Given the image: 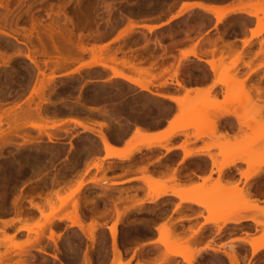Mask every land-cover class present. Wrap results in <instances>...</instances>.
I'll list each match as a JSON object with an SVG mask.
<instances>
[{
    "label": "rangeland",
    "instance_id": "rangeland-1",
    "mask_svg": "<svg viewBox=\"0 0 264 264\" xmlns=\"http://www.w3.org/2000/svg\"><path fill=\"white\" fill-rule=\"evenodd\" d=\"M185 1L188 0H0V31L5 33H0V116L9 114L10 117V115L40 110V114L34 115L32 112V115L28 114L24 121L19 122L22 126L19 133L28 135L34 141L32 145L29 144L32 147L26 145L23 148V139L14 137L7 139L10 144L0 151V219L9 222L5 227L0 223V231H4V233L0 232V264H113L115 257H113L114 254L111 250L110 236L105 231L96 230L95 227V230L89 235L87 229L86 243L80 233L70 231L66 225V223L71 224L70 221L74 218L72 202L77 199V196L74 194L69 198L66 197H68L70 191L77 187L79 182H84L86 179L91 181L104 178L106 174L103 175L96 170L94 164L105 168L109 166L105 164V161L109 159L101 158L100 143L94 135L81 133L78 129L64 126L63 124L67 122L66 120L72 112L77 111L79 113L80 111L79 114L81 116L97 117L103 105L106 108L110 106L111 110H115L121 105L128 106L132 96L138 97L137 91L131 86L133 84L113 82V80L117 79L112 77L113 73L111 72L113 71L108 74L105 71L94 69L95 67H101L99 65L92 68L80 67L83 63H91L101 59L107 65L105 68L109 69L108 66H110L126 75L139 79V81L151 84L150 81H147L150 76L144 73V68L141 65L142 68L139 65H135L134 62L125 61L123 56H131V54L137 52L147 57L146 60L148 58L154 59L156 56L155 52H157V55L159 53L157 50H151L153 47L152 42L155 41L154 38H162L158 39L162 43L168 44L170 49L172 47L175 49L182 45L179 42H184L182 39L185 37L187 30L189 32L191 29L190 33L195 35L194 30L205 28L207 23L205 18L193 15L201 13L185 11L182 14H191L189 20L177 22L167 30L154 34L157 37L150 33H137L134 29H136L138 24L146 23L147 21H164L176 18L180 15L177 13L181 9V4ZM245 6L248 9L247 14L254 15L249 17L255 18L258 32L264 31L261 30L264 27V0H248ZM32 19L35 23H38V27L37 32L32 31L31 35H29ZM198 21H201L200 24ZM223 22L220 24L216 22L217 25L224 27L219 30V35L217 34L216 36L218 37L222 35L220 33L224 32L222 37L225 40L230 39L236 30L248 26V22L244 19L229 20L226 15ZM131 23L136 25L133 29L134 32L129 37L115 40L118 33L124 32ZM187 26L189 28L191 26V28L187 29ZM222 30L224 31L220 32ZM259 33H255L254 35L256 36L253 37H258ZM67 36L70 37L72 43L62 48L60 50L62 56H59L52 49V41L61 46ZM150 39H152L151 45ZM175 39L177 43L174 42L171 46ZM218 40L219 42L221 41L220 39ZM23 41H28L30 46L35 48L32 51L37 52L36 59L43 74L39 75L34 65L24 58V54L28 50L23 45ZM107 42L113 45L107 46ZM145 45L146 48H144ZM139 46L140 49L138 51L132 50ZM261 49L262 51H260ZM42 52H45V55H42ZM231 53H237L238 56H241L238 62L234 61L235 57H231ZM231 53L230 55L228 53V55H222V53L216 52L211 55L212 64L210 69L211 67L213 68L211 69L212 72L219 77L221 85L224 86L222 101H217L209 94H198L194 98L186 97L182 101L183 104L187 103L185 106L183 105L186 108V112L188 109L191 110L189 111L191 113L204 112L202 114L203 117H197L198 114L195 117L191 116V118L179 117L175 126L179 125L186 129L194 128L196 132L199 129V131L201 130L200 132L205 133L199 137L213 136L215 131L213 133L207 131L212 128L208 125L209 121L205 116V112L209 108H218L227 113L230 112V109L241 108L242 113H235L237 117L243 114L242 118H237L239 122L247 127L256 123H262L264 126V119L258 112L259 104L253 100L249 90L244 85H237L233 82L235 81V74L238 73L234 71V63L237 66L242 59L250 56V52L249 50L245 52L242 48L237 50V52ZM263 54L264 38H261L258 43V49L252 57L253 61L259 60ZM61 57L66 61H62ZM144 57L143 59H145ZM172 59L175 60L174 57ZM55 62L60 64L55 66ZM124 62L129 64L126 63L124 65ZM127 65H130L131 68ZM262 66H264V63L259 67ZM135 67L138 68L137 70L142 71L141 74H139L140 71L137 73ZM188 67L193 71H197L198 68L194 64H190ZM37 89L46 90L43 96L47 99L46 101L42 97L37 98L36 94L33 93ZM241 89L248 91V95L243 99H240L237 95V92ZM59 94L62 95L60 96ZM139 99L141 106L153 107L154 105L147 99ZM139 99L137 98V100ZM77 100L82 103L78 104L80 101L78 102ZM200 101L201 103H199ZM81 104L84 106L82 105V107ZM95 109H98V112ZM1 121L0 132L5 131L7 128L5 119ZM23 122L39 124L42 126L41 131L29 127L28 124L24 127ZM196 132L194 135H196ZM251 133L253 136L244 142H229L222 137L223 141H216L209 147L218 150L217 157L222 160L221 162L229 160L248 162L256 158H264V130L259 132L252 131ZM46 134L51 138V142L48 141ZM159 138L148 139L147 143H145L141 137H138L137 145L139 147H144L146 144L153 146L163 145L165 138ZM84 142L85 144L87 142L88 145H84ZM259 143H261V146L258 148L257 144ZM17 144H21V146L18 147ZM215 144H222L225 148H228L225 155H221V149L217 146L215 147ZM82 145L86 150H81L83 152L80 154L79 150ZM79 146L81 147L79 148ZM73 147L76 151H73ZM244 148L248 149L244 150ZM77 151L79 153L75 155ZM246 153H254V155L249 158L246 157ZM87 162L89 163L88 168H86L88 166ZM221 162H216L215 165ZM246 166L249 168L247 164ZM92 168L95 169V174L92 172ZM119 168L114 166L111 172H116ZM62 180L64 181L63 183H61ZM157 181L159 183L153 184L152 189L164 184L165 189L163 188L162 191L170 192V190L179 189L180 191L182 190V193L191 194V198L201 201L207 211L208 209L211 210L212 217L215 216L217 218L223 215L226 217V214L234 209L242 212L257 208L242 190L232 189L233 192H230L228 197L219 198L217 195L220 191L217 190L218 193L216 191L211 192V188L220 183H215L211 186L202 184L193 193H189L179 188V186L173 187L175 185L170 186L165 181ZM83 188L82 191L89 193V197H91L89 199L93 200V205L90 204L91 207L87 205L88 207L83 208V211L87 210L85 213L88 214L91 209H94L96 213L94 210V213H92H102V218L105 220L112 218V215H114L112 225L117 223L115 226L118 232V224L124 218V214H121L122 211L118 210L120 212L119 219L121 220L116 222L117 214L107 201L108 198L105 199L101 196L102 192L98 189L92 187ZM225 190L228 191L230 189ZM240 192H243L244 196ZM30 193L34 196V202L41 207L42 214L31 209L26 202L29 195H31ZM109 194L108 192L107 195ZM47 200H49L50 205L46 204ZM18 207L23 211L21 215L18 214ZM50 210L54 214H50ZM100 215L94 216L99 217ZM17 217L22 218L23 223L28 225L26 226L27 228L29 227L28 232L19 230L18 227L21 226V223H10L11 220ZM52 217L53 219H51ZM146 217L147 210H143L128 217V219H133L137 223L141 218ZM253 217L258 221L256 224L262 228L261 242H263L264 211L257 212ZM218 221H222V219L220 218ZM92 225L96 226L94 222ZM135 229H141V227L136 226ZM161 236L162 234L160 233L159 239ZM141 237L139 235L136 236L139 240L142 239ZM175 243L173 244L174 246L180 250L184 249L182 245ZM163 248L164 251L162 253L157 250H140V254L143 252L142 256L145 257L138 256L137 260H142L143 264H181L178 259L161 258L162 254L166 252L165 246ZM37 249L45 253L38 252ZM230 252H237L240 257L243 255V251L237 248ZM179 256L183 257L182 264H190L187 262L189 259H192L191 264H196L192 253L187 252ZM121 259L128 261L129 264H132L133 261V259L124 260L123 257ZM200 264H225V260L220 256H204L200 260ZM240 264L243 263L240 262ZM248 264L251 263L249 262ZM256 264H264V256L259 257Z\"/></svg>",
    "mask_w": 264,
    "mask_h": 264
},
{
    "label": "crops",
    "instance_id": "crops-1",
    "mask_svg": "<svg viewBox=\"0 0 264 264\" xmlns=\"http://www.w3.org/2000/svg\"><path fill=\"white\" fill-rule=\"evenodd\" d=\"M247 1L248 0H219V1L218 0H188L185 1L184 3L192 4L194 2L196 3L200 2L207 6H211L212 8H215L218 11H223V12L235 8L238 9L245 7V9H243L244 13H240V14L237 13L235 16L232 14H228L226 16L227 19L229 20L242 18L248 22V26L246 28L236 30L233 33V36L230 39L225 40L224 42L230 41L232 45L235 44L233 47L238 50L242 48L245 50V52H248L249 50L250 56H246V58L242 59L240 63L237 65L236 69L238 71V75L235 74V81L233 82H235L237 85L242 84L247 90H249V93L251 94L253 100L259 104L258 112L261 115L262 119H264V66L259 67L264 63L263 62L264 54L260 57L259 60L253 61L252 58L254 53L258 49V43L260 39L264 38V31L260 32L259 33L260 35L258 34L259 35L258 37H253L256 36L254 34L258 32V27L256 25L255 18L246 15L248 13V9L245 6L247 4ZM192 11L201 13V14H193V15L201 16L205 18L207 26H205V28L201 30L195 29L194 33L196 34L189 36L191 37L190 40L191 42L182 43L180 47L175 48V50L173 49L174 50L173 52L174 53L176 52L175 53L176 59L172 60L175 61L174 67L177 66V64L180 65L177 66L178 72L180 73V74L178 73L179 75L178 77H175L173 79L171 78L172 77L171 72L174 69L173 67L171 72H170L171 69H168V67L170 68L171 64H173L171 60H170L171 63H168L169 60L166 59L168 62L165 60L166 61L165 67H167L165 68L166 70L163 69L164 67L162 68L160 67V65L164 66L163 64L165 63L161 64L160 62L162 61H159L160 65L158 66L160 68L158 69V67L156 66L158 64V61L155 63L154 60L159 57L160 53H158L157 58L154 59L151 58L150 60L147 61L141 58L140 53L135 52L136 54L135 53L132 54L134 58L128 55L127 56L124 55L123 58L128 59L129 62L134 61L135 65H137L138 64L137 62L139 61L138 65L141 64V66H145L143 67L144 69H146V67L149 66L148 67L149 69L147 71L154 70V68H157V71L154 70L157 73L153 71H149L150 74H152L154 77L156 75L158 76L164 74L165 72L167 73L161 75L162 77L160 76L157 77V79L156 77L155 79H153L154 78L153 76L152 78H150L151 75L149 74L150 77L147 78V81H150L151 83V87L148 90L149 92L141 90L138 87L131 85L123 80L120 79L113 80V82L118 81L119 83L131 85L138 93L137 98L147 99L149 102L154 104L153 107L141 106L138 102L140 101V99L137 100L136 96H132L128 106H124L125 108L121 106L115 110H111L109 107L106 109L103 108V106H105L103 105L102 106L103 110L100 108L101 112L97 117L86 118L85 116H81L78 112H72L69 114V117L66 120L67 122L64 123L63 125L78 129L79 131H81V133L92 134L96 138L98 137L97 139L99 140V133L97 130H100V128L97 125V123H101V122L103 123L105 120L104 123L107 124L109 127L108 129L103 128L101 131L107 134L109 139L112 141L111 143L114 145L115 150L118 153L119 152L124 153L125 151H128L132 148H140L139 153H134L131 164H129L130 162L129 163L127 161L122 162L120 160L118 161L117 159H109L105 161L106 165L113 164V166L116 165L120 167L118 171L111 172L113 170L112 169L111 171H108L105 175V177L107 176L106 178L108 183L109 182L115 183L109 186L110 188L111 187L114 188L112 189L114 192L113 194H115V192L116 194H118V192L122 191L118 195L121 196L120 197L121 199L122 197L123 199L124 198L126 199V202H124L125 204H123L122 202H121L122 204L119 203L120 204L118 205L119 209L121 208L120 210L123 212V210L130 207L126 211L127 216H125L124 214L125 218H123V221H121L122 223L118 224V230H119L118 233L120 232L119 242L120 243L122 242L120 246L122 247L121 250H122V256H124L123 257L124 260L133 259L132 264H135V261L139 258V257L137 258V256H139L140 250H144V251L157 250L158 252L162 253L164 251V248L158 242L159 239L158 228L160 227L159 225H162L163 223L164 225L169 226L170 229L172 227L171 230L173 231L174 234H176L175 236L178 235L177 237L179 240L182 241L184 239H187V241L189 240L188 242L184 241L179 244L182 245L183 248L187 250V252L188 251L190 252L191 250L194 252L193 253L191 251L193 256L195 257L196 264H200V260L204 256H220L224 258L225 264H231L229 260L225 257L224 252L226 251L227 253L233 251V249L236 248L243 251V255H241L243 256L242 258H244V259L241 258L243 264H248L249 262L251 264H256L259 257L264 256V250L259 252L255 256H252V248L250 245L247 244V241L253 240L255 243H260L262 241L261 238L262 228L257 224H255L251 220V218L255 216L257 212L264 211V164L259 165L258 168L257 165H255L254 167L257 169L256 170L253 166H249L248 168L246 166V163L240 160L235 162L234 166L224 169L219 173L216 170L217 165L213 164V162L215 161L221 162L222 160L219 157H217L218 150L216 148H212V147L210 148L209 146L216 141H223V138L227 139L229 142H234V141L244 142L249 137L253 136L251 133L252 131H256V132L263 131L264 130L263 124L256 123L251 125L250 127L243 125L241 122L238 121V119L234 115L230 114V113H242L241 108L230 109V112L226 114H224L225 112L219 110L218 108H209L205 112V114L207 115L206 118L209 121L208 125H210L215 131L213 136L207 135V136L198 137L194 135L196 129L194 128L186 129L181 127V129H179L178 132H175V134H173L170 137V139L165 138L167 131L170 128L175 127V123L179 118L181 110L179 106H177L173 101L164 97V95L173 98L177 97V98L185 99L186 97L194 98L198 94H209L212 98L216 99L217 101H222L223 99L224 86L221 85L219 77L212 72L209 63L207 62V61L211 62L212 54L211 55L210 53L206 54L207 52L210 51L211 52L214 50L216 51V49H220V50L222 49L223 42L220 41L221 44H219L216 43L219 42V40L215 41L217 45L214 44L213 46L212 40L215 39V36L219 32V30L223 28V26L216 24V18L214 17L213 14L204 12L200 8H196V7H191V9L187 10V12H192ZM190 16L191 14H180L176 18L166 19L164 21H147L146 23L138 24L140 26L141 25L143 26L140 27L137 25L136 29L134 30L137 33L145 32L154 35L156 33L167 30L171 25L173 26V24L177 22L189 20L191 18ZM154 25L158 26V28L154 29L151 32H147L148 30L145 29L144 27V26H154ZM192 36L194 39L192 38ZM185 38L186 39L184 41L187 40V37ZM207 39L209 41L212 39L211 43L207 41L208 43H210L209 46L207 42H204ZM242 41H247L249 42V44L242 45ZM192 43H195L196 45L192 46ZM199 44H201V46L207 45L206 46L207 49L204 48L205 46L201 48ZM106 45L110 46L113 44L107 42ZM153 47L155 48L154 45ZM153 47H152L153 50L162 52L160 48L158 50L157 47L155 49ZM215 47L216 49H214ZM203 48L205 50H210V51H205ZM139 49L140 46L135 47L132 50L138 51ZM183 50L194 51L198 56V59L192 56L185 57V59L180 58L181 52H184ZM135 58L136 60H134ZM139 59L140 60L143 59L145 62L140 61ZM142 62H144L145 64L144 63L142 64ZM153 63L156 65H154ZM243 63H245V65ZM190 64H194L195 66H197L198 67L197 71L191 70L188 67ZM94 69H99L110 74V70H108L107 68L95 67ZM161 69H163V72L165 70V72L163 73ZM158 70L161 71V74L160 72H158ZM183 73H185V75ZM168 76L170 77L168 78ZM165 79H166L165 81L166 84L164 83L163 84L164 86L161 87L160 86L161 82L164 81ZM176 80H178V82L182 85V87L180 86L178 87V85H176ZM161 94H163L162 95L163 97H161ZM135 100H137V104H138L137 107L135 104L136 103ZM126 107L127 108L131 107V108L130 109L128 108L127 111ZM183 108L186 109L185 107ZM124 110L125 112L126 111L127 112L124 113ZM187 111H191V110L188 109ZM102 114L103 115L105 114V116H103ZM99 117H101L102 119ZM69 119L81 121L83 122V124H95L94 125L95 131L92 132L86 131L84 128L76 125L72 121L70 122ZM136 127H140L139 129L141 130L143 129L144 130L143 133L145 135L146 134L149 135L148 136L150 137L149 139H156L159 137L165 138L162 147L152 146L151 149H147V150L144 147H139L137 145L139 139L138 137H135L136 135L134 133ZM95 132H97L98 135H96ZM260 146L261 143L257 144L258 148ZM163 147L169 148V150L167 151ZM183 148L185 151L188 150L187 152L190 153L192 152L191 154L193 155H189L188 157H185ZM253 155L254 153H250V154L246 153V157L249 158H252ZM104 156H105L104 151H102L101 158L104 159ZM209 156L211 157V159ZM212 159L215 160L213 161ZM134 160L135 163H133ZM140 161L141 162L145 161V162L140 163ZM140 165H143L144 167L147 165L145 168L148 169H146L145 171L140 170L142 167L141 166L140 169L138 170ZM147 170H149V172ZM92 172L95 174L94 168H92ZM145 175H149L155 180L165 181L170 186L175 185L173 187L179 186V188L183 189L184 191H188L189 193H193L195 190H197L198 186L202 184L206 186H211L215 183H220L222 185L226 184L223 189L234 188L233 190H242L243 192L246 193V196L250 200V202H252L254 206H256L257 208L255 210L239 212L238 214H240L241 217L243 216V220L239 224L227 223L225 225H222V221H218V220L215 223H213L208 220L209 216L211 218L212 215L208 213L207 208L202 205L195 204L192 201H183L175 196H162L161 198H159L154 202H149V195L154 194L151 192L153 188V184L147 186L141 180L142 177H144ZM89 181L90 180L88 179L84 181L85 185L83 189H88L90 187L93 188L92 184L89 183ZM169 193L170 192H167V194ZM107 201L110 203L108 199ZM121 206H123V208ZM143 210L144 211L147 210V217L145 218V220L144 218H141L136 223L133 219L131 220L128 219V217H131L134 214H138ZM93 215L94 214H91L90 212L83 217L85 219V220L83 219L82 221L84 227L81 230L76 226H72L70 223H66V225L69 227V230L80 233L82 237L85 239L86 243H87L86 230L90 228L93 222L96 224V230H103L110 236L108 228L112 225L114 220V215H112V218H108L106 220L103 218L100 219L95 218ZM235 217H238V215ZM124 219L126 221H124ZM125 222L129 223L130 225L126 224ZM135 225L137 227L140 226L142 230L135 229L136 227ZM126 227L131 231H128ZM218 228H220V231L218 230ZM194 231H196V233ZM127 232H130L131 235H129V233L127 234ZM123 234L125 236L122 239ZM138 235L142 236L141 237L142 239L140 240L137 239L136 236ZM139 244L140 246L138 247ZM168 258L170 260L178 259V261L181 264L183 263L182 260L183 257L181 256H171Z\"/></svg>",
    "mask_w": 264,
    "mask_h": 264
},
{
    "label": "bare ground",
    "instance_id": "bare-ground-1",
    "mask_svg": "<svg viewBox=\"0 0 264 264\" xmlns=\"http://www.w3.org/2000/svg\"><path fill=\"white\" fill-rule=\"evenodd\" d=\"M148 1V0H147ZM219 1V0H218ZM191 7H196V8H200L202 11H204V12H207V13H210V14H213L214 15V17L216 18V22L218 23V24H220V23H224L223 22V20H224V16L225 15H227V14H232V15H236L237 13H244V10L243 9H245V7L243 8H235V9H231V10H227V11H218V10H216L215 8H212L211 6H207V5H205V4H203V3H196V2H194V3H192V4H188V3H182L181 4V9H179V12L177 13L178 15L179 14H182L183 12H185V11H187L188 9H191ZM247 13V12H246ZM248 16H254L253 14H247ZM33 20V19H32ZM195 21V20H194ZM194 21H193V23H194ZM200 22L201 21H198V23L200 24ZM232 23V22H231ZM191 24V23H190ZM38 25V23L36 22H34V20L33 21H31V27H30V34L29 35H31V33H32V31H36L37 30V26ZM228 25H230V24H228ZM138 26H140V25H138ZM143 25H141L140 27H142ZM154 26H156V25H154ZM154 26H150V27H148V26H144L145 27V29H147L148 31L147 32H151V31H153L154 29H156V28H158V26H156V27H154ZM136 27V25H133L132 23H131V25H129L128 26V28L124 31V32H121V33H118V35H117V37H115L116 39L115 40H118V39H123V38H126V37H129V35L131 34V33H133L134 31H133V29ZM185 27V26H184ZM188 27V26H187ZM215 27H217V26H215ZM190 28H191V26H190ZM189 27L187 28V29H190ZM194 28H196V27H194ZM224 28V27H223ZM261 30H264V27L261 29ZM190 31H192L191 29L189 30V32H188V30L186 31L187 33H186V35H185V37H187V40L186 41H184L186 38L184 37H182L183 39H182V41H184V42H179V44H181V43H185V42H191L190 40H191V37H189L190 35H192V34H190ZM224 30H222V31H220V32H223ZM37 32V31H36ZM184 32V31H183ZM0 33L1 34H5L4 32H2V31H0ZM143 33V32H142ZM224 33V32H223ZM223 33H220V34H222V35H220V36H215V39L214 40H212L213 42H212V44H213V46H214V44H216V43H219V44H221L220 42H216L215 43V41H218V39H220L221 40V42H223V47H222V49L220 50V49H216V47L214 48V49H216V51L214 52V51H210V50H205L204 48H206V46L207 45H203V46H205L203 49L205 50V51H210V52H205L206 54H209L210 53V55L211 54H213V52H214V54L216 53V52H220V53H222V55L224 54H229L230 55V53L231 52H237L236 50H238V49H235L233 46L235 45H232V43H230V41L229 42H224L225 41V38H223L222 36L224 35ZM257 33H259V32H257ZM256 33V34H257ZM172 34V33H171ZM190 34V35H189ZM216 34V33H215ZM218 35H219V32L217 33ZM144 35V34H143ZM155 36V35H154ZM145 37H147L146 35H145ZM153 37V36H152ZM155 37H157V36H155ZM216 37H217V39H216ZM158 38H160V37H157L156 39L154 38V40L155 41H153L152 42V45H154L155 46V48L157 47V49L159 50V48L161 49V51L162 52H160L159 51V57L157 56V52H155V55L158 57H156L154 54H152V55H154L155 57L154 58H157V59H155L154 60V62L156 63L157 61H158V64L156 65V64H154V65H156L157 67H158V69L161 67H164L163 69H165V68H167V67H165V65H166V61L167 60H169V62L168 63H171L170 62V60L172 61L173 59V57L175 58V53L173 52L175 49L172 47V49H174L173 51H171L172 49H169V47H168V45H166V44H164V42L162 43L161 42V40L160 39H162V38H160V39H158ZM188 38H190V39H188ZM192 38H193V36H192ZM146 39H148V38H146ZM194 39V38H193ZM172 40H173V38H172ZM211 40L209 41L208 39L207 40H205L204 42H207V41H209L210 43H211ZM143 41H144V38H143ZM151 41H152V39H150V45H151ZM146 42H147V40H146ZM174 42H176V39L173 41V43L171 44V46L174 44ZM193 42V41H192ZM72 42H71V39H70V37H66L64 40H63V42H62V45L60 46L59 44H56V43H54L53 41H52V49H53V51L55 52V53H57L59 56H62L61 55V49L62 48H65V47H67V46H69L70 44H71ZM122 43V42H121ZM149 43V42H148ZM177 43V42H176ZM175 43V44H176ZM200 43V42H199ZM202 43V42H201ZM208 43V42H207ZM210 43H208V46H209V44ZM123 44V43H122ZM127 44V43H126ZM144 44H145V42H144ZM143 44V45H144ZM205 44V43H204ZM218 44V45H219ZM248 45L249 44V42H247V41H242V45ZM23 45L24 46H26V48H27V53L26 54H24V58L27 60V61H29L32 65H34V67L38 70V73H39V75H41V74H43L42 73V71H41V69L39 68V62H38V60L36 59V53L37 52H35V51H32V49H35L33 46H30V43L27 41H23ZM147 45H149V44H147ZM149 45V46H150ZM196 44L195 43H192V46H195ZM200 46H201V44H199ZM217 45V44H216ZM175 46V45H174ZM203 46H201V48L203 47ZM220 46V45H219ZM120 47V46H119ZM120 48H122V47H120ZM144 48H146V45H145V47ZM149 48V47H148ZM154 48V47H153ZM154 48V49H155ZM93 49V48H92ZM150 49V48H149ZM202 49V50H203ZM207 49V48H206ZM83 50V49H82ZM123 50V49H122ZM144 50V49H143ZM151 50H152V48H151ZM218 50V51H217ZM220 50V51H219ZM91 51V50H90ZM117 51V50H116ZM121 51V50H120ZM148 51V50H147ZM147 51H145V52H147ZM184 52H181V57L180 58H182V59H185V57H188V56H192V57H195V58H197L198 59V56L196 55V53L194 52V51H190V50H183ZM260 51H262V49L260 50ZM92 52H93V50H92ZM114 52V51H113ZM119 52V51H118ZM124 52H126V51H124ZM204 52V51H203ZM130 53V52H129ZM137 53V52H136ZM135 53V54H136ZM143 53V52H142ZM174 53V54H173ZM120 54H121V52H120ZM146 54V53H145ZM148 54V53H147ZM227 54V55H228ZM42 55H45V52H42ZM50 55V54H49ZM115 55V54H114ZM152 55H151V57H152ZM239 55H241V54H239ZM130 56V55H129ZM131 56H132V54H131ZM137 56V55H136ZM142 57L141 58H143L144 56L143 55H141ZM147 56V55H146ZM133 57V56H132ZM149 57V56H148ZM231 57H235V59H234V61H239L238 59H240L241 58V56H238V54L237 53H231ZM122 58V57H121ZM134 58V57H133ZM137 58V57H136ZM136 58L134 59V60H136ZM139 58V57H138ZM140 58V59H141ZM145 59L144 60H146V58L147 57H144ZM130 59V58H129ZM139 59V60H140ZM149 59H151V58H148V60ZM167 59V60H166ZM176 59V58H175ZM178 59H179V56H178ZM200 59V58H199ZM61 60L62 61H66L63 57H61ZM124 60V59H123ZM143 59L142 60H140V61H144ZM147 60V61H148ZM166 60V61H165ZM125 61H128V59H125ZM152 61V60H151ZM150 61V62H151ZM159 61H162V62H160L161 64L162 63H165V64H163L164 66H162V65H160V63H159ZM163 61H165V62H163ZM129 62V61H128ZM132 62V61H131ZM134 62V61H133ZM145 62V61H144ZM144 62H142V64L144 63ZM175 61H172V63H174ZM208 63H209V65H211L212 64V62H210V61H207ZM125 63V62H124ZM127 63V62H126ZM126 63L124 64V65H126ZM130 63V62H129ZM129 63H127V64H129ZM138 64H139V61L137 62ZM141 63V62H140ZM152 63V62H151ZM178 63V62H177ZM176 63V64H177ZM245 63H247V62H245ZM245 63H243L244 65H245ZM251 63V62H250ZM60 63L59 62H55V66H57V65H59ZM132 64V63H131ZM137 64V65H138ZM145 64V63H144ZM150 64V63H149ZM96 65H99V66H101V67H103V68H105V67H107V65L100 59V60H95V61H92L91 63H83V64H81V66L80 67H87V68H92L93 66H96ZM141 65V64H140ZM139 65V66H140ZM152 65V64H151ZM150 65V66H151ZM153 65V66H154ZM158 65H160V67L158 66ZM173 64H171V67L169 68L168 67V69H171L170 70V72L172 71V68L174 67V65L172 66ZM179 64H177V66H178ZM235 65V66H234ZM234 71H235V73H237L238 71H237V66H236V64L234 63ZM248 65V64H247ZM246 65V66H247ZM127 66H130V65H127ZM168 66V65H167ZM177 66H175L174 67V69H173V71L171 72L172 74V79L173 78H175V77H178L179 75H178V67ZM180 66V65H179ZM79 67V68H80ZM109 67V69L111 68L110 66H108ZM141 67V66H140ZM142 67H145V66H142ZM141 67V68H142ZM149 67V66H148ZM148 67H146V69L144 70L143 69V71H144V73L145 74H150V72L149 71H153V72H155V73H157L156 71H157V68H154V70H156V71H154V70H149V71H147L149 68ZM182 67V66H181ZM181 67H179V68H181ZM129 68H131V66L129 67ZM128 68V69H129ZM133 69H134V67H132ZM136 68V71H137V73H138V71H140V70H137L138 68L137 67H135ZM108 69V68H107ZM108 69V70H109ZM112 69V70H111ZM110 69V71H113V72H111V73H113V75H112V77L113 78H117V79H121V80H123V81H125V82H127V83H130V84H133L134 86H137V87H139V89H141V90H144V91H148L149 90V88L151 87V84H148V83H146V82H142V81H139V79H137V78H135V77H133V76H129V75H126V74H124V73H122L121 71H119V70H116L115 68H111ZM132 69V70H133ZM151 69V68H150ZM163 69H161V71L163 72ZM211 69H213L212 67H211ZM135 70V69H134ZM133 70V71H134ZM166 70V69H165ZM165 70H164V72H165ZM147 71V72H146ZM161 71H159L158 70V72H160V74H161ZM180 71V70H179ZM181 71H182V69H181ZM141 72L142 71H140V73L139 74H141ZM149 72V73H148ZM152 72V73H153ZM163 72V73H164ZM143 73V74H144ZM165 73H167V72H165ZM164 73V74H165ZM154 74V73H153ZM164 74H161V75H164ZM180 74V73H179ZM184 75H185V73H183ZM151 75V77L153 76L152 74H150ZM161 75H156L155 77H156V79H157V77H162ZM170 75V76H171ZM184 75H182V76H184ZM237 75H238V73H237ZM170 76H168V78L170 77ZM181 76V75H180ZM154 77V76H153ZM155 77L153 78V79H155ZM178 79V78H177ZM112 80V79H111ZM166 79L164 80V81H162L161 82V87L162 86H164L163 84L165 83L166 84ZM118 82V81H117ZM171 82V81H170ZM183 82V81H182ZM168 83V82H167ZM175 83V82H174ZM107 84V83H106ZM110 84V83H109ZM116 84V83H115ZM171 84V83H170ZM176 85H178V87L180 86V87H182V85L178 82V80H176ZM156 86H158V85H156ZM116 87V86H115ZM45 89H37V90H34L33 91V93L34 94H36V96H37V98H41L42 97V99L43 100H47L46 98H44L43 96L45 95ZM255 91V90H254ZM149 92V91H148ZM150 92H151V90H150ZM256 93V92H255ZM156 94H158V93H156ZM155 94V95H156ZM60 95V94H59ZM62 95V94H61ZM60 95V96H61ZM160 95V94H159ZM163 94H161V97H163L162 96ZM237 95H238V97L240 98V99H243V98H245L247 95H248V91L247 90H245V89H241L240 91H238L237 92ZM108 96V95H107ZM144 96V95H143ZM105 97V96H104ZM164 97H166L167 99H169V100H171V101H173L177 106H179V108H180V110H181V113H180V115H179V117H190L191 118V116L193 117H195L197 114V117H203L202 116V114L204 113V112H193V113H191V112H189V111H187L186 112V109H184L183 107L187 104V103H185V104H183L182 103V98H177V97H169V96H167V95H164ZM106 100V99H105ZM76 101V100H75ZM78 101V100H77ZM80 101V100H79ZM78 101V102H79ZM83 101V100H82ZM85 101V100H84ZM103 101V100H102ZM134 101V100H133ZM136 101V107L138 106V104H137V100H135ZM152 101V100H151ZM41 102V101H40ZM139 102V101H138ZM77 103V102H76ZM80 103H82L81 101L78 103V104H80ZM85 103H86V101H85ZM93 103V102H92ZM199 103H201V101L199 102ZM89 104V103H88ZM97 104V103H96ZM83 104H81V106H82ZM117 105V104H116ZM124 105V104H123ZM184 105V106H183ZM84 106V105H83ZM82 106V107H83ZM122 106V105H121ZM120 106V107H121ZM126 106V105H125ZM166 106V105H165ZM103 107H105V106H103ZM110 107V106H109ZM113 107V106H112ZM124 107V106H123ZM164 107V106H163ZM162 107V108H163ZM106 108V107H105ZM119 108V107H118ZM125 108V107H124ZM127 108V107H126ZM129 108V107H128ZM128 108H127V111H128ZM131 108V107H130ZM129 108V109H130ZM99 109V108H98ZM98 109H95V110H97V112H98ZM102 109V108H101ZM111 109V108H110ZM100 110V109H99ZM103 110V109H102ZM70 111V110H69ZM109 111V110H108ZM123 111V110H122ZM126 111V112H127ZM131 111V110H130ZM129 111V112H130ZM142 111V110H141ZM33 112V111H32ZM32 112H25V113H20V114H15V115H10V117H9V114L7 115V116H0L1 118V120H3V119H5V124H6V126H7V128H6V130L5 131H1L0 132V151L2 150V148H4L5 146H7L8 144H10V141L9 140H7V139H11V138H21V139H23V144H22V146H23V148H25L26 147V145H29V144H33L34 143V141L32 140V139H30L29 138V136L28 135H26V134H24V135H22V134H20L19 133V131L22 129V126H21V123H19V122H21L22 120L24 121L25 120V117L26 116H28V114L29 115H32ZM75 112H77V111H75ZM101 112V111H100ZM100 112H98V114H100ZM111 112H113V111H111ZM125 112V110H124V113H126ZM137 112H138V110H137ZM143 112V111H142ZM79 113H80V111H79ZM102 113H104V112H102ZM106 113V112H105ZM144 113V112H143ZM227 112H225L224 114H226ZM229 113V112H228ZM3 114H5V113H3ZM33 114L34 115H38V114H40V110H36V111H34L33 112ZM87 114V113H86ZM118 114V113H117ZM120 114V113H119ZM128 114V113H127ZM126 114V115H127ZM130 114V113H129ZM188 114H190V115H188ZM194 114V115H193ZM199 114H201L200 116H199ZM222 114V113H221ZM230 114H232V115H234V116H236L235 115V113H230ZM103 115V114H102ZM113 115V114H112ZM134 115H136V114H134ZM138 115H139V113H138ZM12 116H14V117H12ZM103 116H105V114L103 115ZM124 116V115H123ZM205 116H207L206 114H205ZM96 117V116H95ZM239 117H243V114H241V115H238V117L236 116V118H238V119H240ZM87 118V117H86ZM99 118H101V117H99ZM105 118V117H104ZM102 119V118H101ZM100 119V120H101ZM119 119V118H118ZM127 119V118H126ZM0 120V123L2 122ZM112 120H114V119H112ZM69 121L71 122H73V123H75L76 125H78V126H80V127H82V128H84L85 130H87V131H95V128H94V125L95 124H83V122H81V121H78V120H72V119H69ZM101 122V121H100ZM104 122H105V120H104ZM98 123L97 125L99 126V128H100V130H97L98 131V133H99V140H100V148H101V150L102 151H104V159H117L118 161L120 160V161H127L129 164H131L132 163V160H133V155H134V153H139L140 152V149L139 148H132V149H130V150H128V151H125L124 153H118L116 150H115V148H114V145L111 143L112 141L109 139V137L107 136V134L106 133H104V132H102L101 130L103 129V128H107L108 129V125L107 124H105V123ZM26 124H28V126L29 127H31V128H34V129H38L39 131H41V128H42V126L41 125H39V124H35V123H27V122H23V126L25 127L26 126ZM109 124V123H108ZM115 126V125H114ZM118 127V126H117ZM126 128V127H125ZM140 127H136L135 129V137H141L142 138V141H144L145 143H147V141H148V139L150 138V137H148L149 135H145L143 132H144V130L142 129H139ZM179 129H181V126H179V125H176L175 127H173V128H170L168 131H167V133H166V139H170V137L173 135V134H175V132H178L179 131ZM210 130H207V131H209V132H211V133H213L214 132V129L213 128H209ZM109 130H111V129H109ZM114 130V129H113ZM201 131V130H200ZM199 131V129H197V132H196V136H200V135H203V134H205L204 132H200ZM109 132V131H108ZM114 132V131H113ZM118 133H119V131H118ZM95 134L96 135H98L97 134V132H95ZM225 134V133H224ZM47 135V139H48V141L49 142H51V138L48 136V134H46ZM224 136H226V135H224ZM223 136V137H224ZM113 137V136H112ZM98 138V137H97ZM152 138V137H151ZM160 139V138H159ZM158 139V140H159ZM84 145H86L87 144V142H86V144H85V142L83 143ZM18 145V147H20L21 146V144H17ZM31 145H29V146H31ZM88 145V144H87ZM90 146V145H89ZM153 145H151V144H146L145 146H144V148H146V150L147 149H151V147H152ZM157 146V145H156ZM162 147V145L161 144H158V147ZM215 147L217 146V147H219L220 149H221V155L222 154H224L225 155V152L228 150V148H225L222 144H220V145H214ZM32 147V146H31ZM81 146H79V148H80ZM91 147V146H90ZM89 147V148H90ZM91 148H93V147H91ZM90 148V149H91ZM99 148V149H100ZM164 149H166L167 151L169 150V148H166V147H163ZM73 149V151H76V149L73 147L72 148ZM83 149H85V147L83 148V145H82V147H81V149L79 150V149H77V150H79V152H81L80 154H82V152L84 151ZM246 149H248V148H244V150H246ZM81 150H83V151H81ZM86 150V149H85ZM183 151H184V156L185 157H188L189 155H193V154H191L190 152H187L188 150H184V148H183ZM78 151H77V154H75V155H78V153H79ZM94 152H95V150H94ZM76 153V152H75ZM73 154H74V152H73ZM84 154V153H83ZM85 155V154H84ZM87 155V154H86ZM141 155V154H140ZM24 156V155H23ZM72 156V155H71ZM28 157V156H27ZM73 157V156H72ZM77 157V156H76ZM135 157V156H134ZM142 157H144V156H142ZM210 157V156H209ZM74 158H75V156H74ZM141 158V157H140ZM146 158V157H145ZM72 159V158H71ZM210 159H211V157H210ZM27 160H29V159H27ZM77 160V159H76ZM80 160V159H79ZM139 160V159H138ZM140 160H142V159H140ZM213 160V159H212ZM72 161V160H71ZM214 161V160H213ZM212 161V162H213ZM142 162H145V161H142ZM141 161H140V163H142ZM246 161H244V163H245ZM73 163V162H72ZM88 163V162H87ZM133 163H135V160L133 161ZM75 164V163H74ZM73 164V165H74ZM213 164H216L215 162H213ZM234 164H235V160H229V161H226V162H221V163H219L216 167V170H217V172H221V171H223L224 169H227V168H230V167H232V166H234ZM246 164L248 165V166H255V165H257V168L259 167V165H261V164H264V158H256V159H254V160H252V161H248V162H246ZM68 166H69V164H67ZM88 165V166H87ZM85 167L86 168H88L89 167V163L87 164ZM71 166V165H70ZM116 166V165H115ZM129 166V165H128ZM134 166V165H133ZM142 166V167H141ZM147 166V165H146ZM145 166V167H146ZM94 167L96 168V170H98V171H100L103 175H105L106 174V172H108V171H111L113 168H114V166H113V164L111 165H109V166H107V167H105V168H102V167H99L98 166V164H94ZM137 167V166H136ZM140 167H141V169H140ZM143 165H140L139 166V168H138V170L140 169V170H146V169H148V168H145ZM117 168V167H116ZM121 168H123V167H121ZM255 168V167H254ZM253 168V169H254ZM256 169V168H255ZM87 170V169H86ZM257 170V169H256ZM148 172H149V170H147ZM107 177V176H106ZM106 177H102V178H100V179H95V180H91L90 181V183L92 184V186H93V188H95V189H98V190H100V192H102V194H100L101 196H103L105 199H107L108 198V200L110 201V203L112 204V207H113V209L115 210V212H116V214H117V220H116V222H118L119 220H121V219H119V215H120V212L118 211L119 210V206L118 205H120V204H125L124 202H126V199H125V201H124V199H123V197H122V199L120 198L121 196H119L118 194H120L121 192H118V194H117V196L116 195H113L112 193H114L113 192V190L112 189H114V188H110L109 186L110 185H113V184H115V183H113V182H109L108 183V181H107V178ZM109 180V179H108ZM145 184H147V185H149V184H156V183H159L157 180H155V179H153L151 176H149V175H145L144 177H142V179H141ZM172 180H174V179H172ZM59 182V181H58ZM64 181L62 180L61 181V183H63ZM84 185H85V183L84 182H79V184L77 185V187L74 189V190H72V191H70V193H69V195H68V197H66V198H69V197H71V196H73L74 194H76V196H77V199H75V200H73V202H72V206H73V210H74V218H73V220L72 221H70L71 222V224L73 225V226H76V227H78L80 230L81 229H83V217H84V215L86 214L85 212L87 211V210H85V211H83V208H86V207H88L87 205H93L92 204V199H89V198H91V197H89L90 195H89V193H84L83 191H82V188L84 187ZM226 185V184H225ZM225 185L224 186H222L221 184H219V185H217V186H213L212 188H211V192H213V191H216L217 193H218V191L217 190H219V191H222V192H219L218 193V197L219 198H226V197H228L229 195H230V192H233V190L232 189H230V190H228V191H223L224 189V187H225ZM163 188L165 189V186H164V184H161V186L160 187H157V188H154V189H152V193H154L153 195L152 194H150L149 195V202H154V201H156V200H158L159 198H161L162 196H175V197H178V198H180V200H183V201H192L193 203H195V204H198V205H202L203 203L201 202V201H199L198 199H194V198H190L191 196V194H189V195H187L186 193H182L179 189H173L172 191L170 190V193L169 194H167V192H165V191H162L163 190ZM227 189H229V188H227ZM234 189V188H233ZM115 191H116V189H115ZM110 193L109 195H107V193ZM188 192V191H187ZM216 192H215V194H216ZM116 193V192H115ZM242 193L243 192H240V194L242 195ZM31 195H29V198L26 200V202L28 203V205H29V207L31 208V209H33V210H35V211H37V213H39V214H42V210H41V207L37 204V203H35L34 202V200H33V198H34V196L32 195V193H30ZM113 195V196H112ZM36 196H37V194H36ZM36 196H35V198H36ZM242 196H244V193H243V195ZM148 199V198H147ZM95 201V200H94ZM122 202V203H121ZM16 203V202H15ZM50 202H49V200H47L46 201V204L47 205H50L49 204ZM93 203H95V202H93ZM120 203V204H119ZM107 204H109V203H107ZM110 204V205H111ZM91 205H90V207H91ZM94 205H96V204H94ZM118 206V207H117ZM123 206H125V205H123ZM123 206H121L122 208H123ZM202 206H204V205H202ZM93 207V206H92ZM96 207V206H95ZM127 207V206H126ZM19 208V207H18ZM130 207H128V208H126L125 209V207H124V209L125 210H123V212H121V214H125V216H127V209H129ZM21 208H19L17 211H18V214L19 215H21L22 213H23V211L22 210H20ZM90 209V208H89ZM121 209V208H120ZM141 209V208H140ZM213 209V208H212ZM94 210V209H93ZM93 210L91 209V214H93L94 212H93ZM225 210H229V209H225ZM51 211V210H50ZM95 211V210H94ZM121 211V210H120ZM150 211V210H149ZM93 212V213H92ZM211 212V210L210 209H208V213H210ZM221 212V211H220ZM223 212V211H222ZM240 212V210H238V209H234V210H230V212L229 213H227L226 214V217L224 216H221V217H211L210 218V216H209V221L210 222H213V223H215L217 220H219L220 218L222 219V221H223V223H222V225H225V224H227V223H233V224H239L242 220H243V216L241 217V215L240 214H238ZM85 213V214H84ZM95 213H96V211H95ZM97 213H99V211H97ZM103 213H104V211H103ZM129 213V212H128ZM233 213V214H232ZM50 214H54V212L53 211H51V213ZM101 214V215H100ZM104 214H106V213H104ZM211 214V213H210ZM234 214H235V216H237L238 215V217H235L234 216ZM94 215H100L99 217L98 216H94ZM93 216L95 217V218H98V219H100V217L102 218V213H99V214H94ZM228 215V216H227ZM230 215V216H229ZM86 216V215H85ZM92 216V217H93ZM123 216V215H122ZM125 216H124V218H125ZM154 216V215H153ZM104 217V216H103ZM121 218V217H120ZM51 219H53V217L51 218ZM51 219H49V221H51ZM92 219V218H91ZM148 219V218H147ZM146 219V220H147ZM85 220V219H84ZM144 220H145V218H144ZM150 220V219H149ZM207 220V221H208ZM250 220V219H249ZM251 220L256 224V223H258V221L256 220V218H254V217H252L251 218ZM48 221V222H49ZM122 221V220H121ZM124 221H126L125 219H124ZM12 222H18V223H21V226L20 227H18L19 228V230H25L26 232H28L29 231V227L27 228L26 226H28V225H26L25 223H23V219L22 218H20V217H17V218H15V219H13V220H11L10 221V223H12ZM128 222V221H127ZM130 222V221H129ZM146 222V221H145ZM151 222V221H150ZM0 223H2V225H3V227H5V226H7L8 224H9V222L8 221H5V220H2V219H0ZM120 223V222H119ZM122 223V222H121ZM126 223V222H125ZM131 223V222H130ZM152 223V222H151ZM117 224V223H116ZM115 223L113 224V225H111L109 228H108V230H109V234H110V244H111V250H112V252H113V254L115 255H113V257H115L114 259H113V264H129V262L128 261H123L121 258L122 257H124V256H122V250H121V246H120V244L122 243H120L119 242V233L116 231V225ZM126 224H129V223H126ZM130 225V224H129ZM140 226H141V224H140ZM147 226V225H146ZM160 227L158 228V232H159V234L161 233L162 234V236L160 237V239H158V242H160L161 244L160 245H162L163 247L165 246V254H162L163 256L161 257V258H167V257H171V256H179V255H182L183 253H187V250L186 249H179V248H177L176 246H174L173 244L176 242L177 244H179V243H181V242H188L187 241V239H184L183 241L182 240H179L178 239V235L177 236H175L176 234H174L173 233V231L171 230L172 229V227H171V229L169 228V226H166V225H164L163 223H162V225H159ZM95 225H92L91 227H90V229H88V231H87V233H89V235H91L92 234V232L95 230ZM124 227H125V225H124ZM127 227H128V225H127ZM126 227V228H127ZM152 227V226H151ZM31 228V227H30ZM123 228V227H122ZM131 228H133V227H131ZM130 228V229H131ZM221 228V227H220ZM220 228H218V230L220 231ZM125 229V228H124ZM128 229V228H127ZM31 230V229H30ZM126 230V229H125ZM135 230V229H134ZM134 230H132V231H134ZM141 230H142V228H141ZM174 230V229H173ZM83 231V230H82ZM119 231V230H118ZM124 231V230H123ZM128 231H131V230H129L128 229ZM1 233H4V231H0ZM136 232H137V230H136ZM143 232V231H142ZM195 233H196V231H194ZM126 233V232H125ZM129 233V235H131L130 234V232H127V234ZM122 236V235H121ZM124 234H123V237H122V239L124 238ZM128 236V235H127ZM149 236V235H148ZM51 237H52V235H51ZM149 238V237H148ZM147 238V239H148ZM49 239H51V238H49ZM189 239V238H188ZM120 240H121V238H120ZM180 242H179V241ZM127 241V240H126ZM246 242V241H245ZM132 243H134V242H132ZM175 243V244H176ZM135 244H136V242H135ZM138 244V243H137ZM142 244V243H141ZM247 244L248 245H250L251 246V248H252V256H255L256 254H258L259 252H261V251H263L264 250V241L263 242H261V243H259V244H257V243H255L253 240H251V241H247ZM135 246V245H134ZM137 246V245H136ZM140 246V244L138 245V247ZM142 246V245H141ZM128 247V246H127ZM141 248V247H140ZM136 249V248H135ZM38 250V252H42V253H45L44 251H41V250H39V249H37ZM188 250H190V249H188ZM134 251V250H133ZM192 251V250H191ZM190 251V252H191ZM138 252V251H137ZM189 252V251H188ZM189 252V253H190ZM193 252V251H192ZM191 252V253H192ZM194 253V252H193ZM139 254V253H138ZM137 254V255H138ZM142 254V253H141ZM141 254H139V256L141 257L142 255ZM144 255H145V253H144ZM224 255H225V257L229 260V262L231 263V264H240V262H243L242 260H241V258L243 257H240V255L237 253V252H227L226 253V251L224 252ZM133 257V256H132ZM131 257V258H132ZM145 256H142V258H144ZM137 258H138V256H137ZM242 259H244V258H242ZM160 260H162V259H160ZM142 261V260H141ZM140 261V259H139V261L137 260V261H135L136 262V264H143L142 262ZM191 261H192V259H189V260H187V262H189L190 264H191Z\"/></svg>",
    "mask_w": 264,
    "mask_h": 264
}]
</instances>
